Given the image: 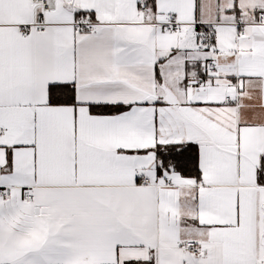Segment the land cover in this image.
<instances>
[{
    "label": "snow or ice",
    "instance_id": "snow-or-ice-1",
    "mask_svg": "<svg viewBox=\"0 0 264 264\" xmlns=\"http://www.w3.org/2000/svg\"><path fill=\"white\" fill-rule=\"evenodd\" d=\"M0 264H264V0H0Z\"/></svg>",
    "mask_w": 264,
    "mask_h": 264
}]
</instances>
